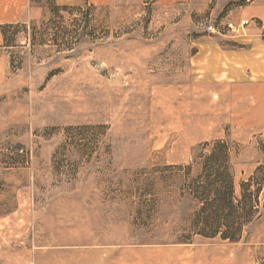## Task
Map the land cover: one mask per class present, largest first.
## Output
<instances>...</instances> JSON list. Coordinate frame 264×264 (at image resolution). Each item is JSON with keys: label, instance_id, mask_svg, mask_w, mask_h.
Listing matches in <instances>:
<instances>
[{"label": "rangeland", "instance_id": "rangeland-1", "mask_svg": "<svg viewBox=\"0 0 264 264\" xmlns=\"http://www.w3.org/2000/svg\"><path fill=\"white\" fill-rule=\"evenodd\" d=\"M137 263L264 264V0L0 23V264Z\"/></svg>", "mask_w": 264, "mask_h": 264}, {"label": "crops", "instance_id": "crops-1", "mask_svg": "<svg viewBox=\"0 0 264 264\" xmlns=\"http://www.w3.org/2000/svg\"><path fill=\"white\" fill-rule=\"evenodd\" d=\"M58 4H79L85 0H55ZM101 2L103 0H91ZM106 1V0H105ZM28 0H0V23L10 21L26 14Z\"/></svg>", "mask_w": 264, "mask_h": 264}, {"label": "trees", "instance_id": "trees-1", "mask_svg": "<svg viewBox=\"0 0 264 264\" xmlns=\"http://www.w3.org/2000/svg\"><path fill=\"white\" fill-rule=\"evenodd\" d=\"M228 188H229V191H228L229 193H228V197H227V203L230 202V199H229L230 196H229V195H230V193H231V191H230L231 187H228ZM227 236H228V235H223V237H227Z\"/></svg>", "mask_w": 264, "mask_h": 264}, {"label": "bare ground", "instance_id": "bare-ground-1", "mask_svg": "<svg viewBox=\"0 0 264 264\" xmlns=\"http://www.w3.org/2000/svg\"><path fill=\"white\" fill-rule=\"evenodd\" d=\"M141 263V262H140ZM138 264V263H137ZM147 264V263H146Z\"/></svg>", "mask_w": 264, "mask_h": 264}]
</instances>
